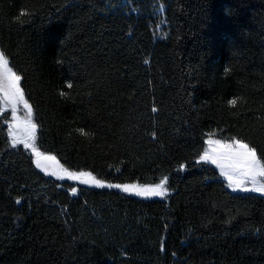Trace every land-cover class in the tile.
I'll use <instances>...</instances> for the list:
<instances>
[{
  "label": "trees",
  "instance_id": "obj_1",
  "mask_svg": "<svg viewBox=\"0 0 264 264\" xmlns=\"http://www.w3.org/2000/svg\"><path fill=\"white\" fill-rule=\"evenodd\" d=\"M0 52L40 152L170 193L60 183L1 115L0 264H264V197L197 163L208 138L264 161V0H0Z\"/></svg>",
  "mask_w": 264,
  "mask_h": 264
},
{
  "label": "snow or ice",
  "instance_id": "obj_2",
  "mask_svg": "<svg viewBox=\"0 0 264 264\" xmlns=\"http://www.w3.org/2000/svg\"><path fill=\"white\" fill-rule=\"evenodd\" d=\"M3 63H5L4 54L0 52V64ZM19 80V76L12 74L10 71L7 72L3 79L0 80V90L3 91L5 102L12 106L14 119L18 105L23 103L28 107L29 119L24 126L23 132L13 136L11 145L15 148L17 144H23L24 148L27 149L33 144L35 139L36 125L31 123V108L27 105V101L24 100L23 91L19 87ZM68 87H72V85L69 83ZM61 94L63 95V93ZM231 103L235 105L236 101L232 100ZM155 110L153 109V111ZM10 135H12L11 131ZM207 143L210 147L200 156V160L216 165L220 169L221 175L228 181V186L233 191L240 190L243 192L258 193L264 196V161L258 157L256 148L250 147L248 144L239 140L235 141L233 145H222L221 141L211 139ZM221 147L227 148L228 151H221ZM32 152L36 157V167L45 172L46 175L55 176L58 180L64 179L66 174L70 180H78L82 185L91 184L96 188H116L124 192L135 189V194L138 196H159L163 198L167 194L165 188L167 177L154 186L140 187L138 185L110 184L97 179L91 172L82 171L76 173L68 172L67 169L57 170L46 162L54 160V157L44 156L34 146L32 147ZM71 191L72 195L75 196L77 190L72 188ZM17 203H20V201L18 200Z\"/></svg>",
  "mask_w": 264,
  "mask_h": 264
},
{
  "label": "rangeland",
  "instance_id": "obj_3",
  "mask_svg": "<svg viewBox=\"0 0 264 264\" xmlns=\"http://www.w3.org/2000/svg\"><path fill=\"white\" fill-rule=\"evenodd\" d=\"M156 35H161V34L160 33H156ZM4 60H5V63L0 64V80H2L3 77H4V75L7 72H9V71L12 74H14V72L12 71V69H11V67H10L9 62L7 61V59L4 58ZM19 87H20V85H19ZM24 100H25V98H24ZM27 105H28V103H27ZM1 115H7L9 117V121L6 123V125H7V131H8V137H9L10 145H12V138H13V136H15V135L23 132L24 126H25V124L27 123V121L29 119V117H28V107H26L23 103H21L20 105H18L17 111L15 113V119H14L13 118L14 114H13V111H12V106L10 104H7L5 102L3 91L0 90V116ZM30 119H31V123L35 125L34 120H33L32 110H31V117H30ZM10 131H11L12 135H10ZM36 133H37V128L35 129V139L33 141V144L29 148H27V150L32 155L34 162H35L36 157L33 155L32 147L34 146L38 150V148L36 146ZM210 139L211 140H217V139H214V138H208L205 141V149H204V151L210 147V145L207 143V141L210 140ZM219 141H221V140H219ZM221 142H222V145H233L235 143V140L234 141H229V142H225V141H221ZM17 146L24 147L23 144H17ZM220 150L221 151H228V149L227 148H224V147H221ZM204 151L201 154V156L204 154ZM40 153H42V152H40ZM42 154L44 156L54 157L52 155H48V154H44V153H42ZM46 162L49 163L50 165H52L57 170L66 169V168H64L58 162V160L56 158L54 160L46 161ZM197 163H205V162L202 161V160H200V157H199L198 160H197ZM205 164H208V165H210V166H212V167H214L216 169V171L218 172L221 180L224 181V183L226 185V188H227V190L230 193H232V194H251V195H257V196L264 197V196H262V195H260L258 193L243 192V191H240V190L233 191V189L228 186V181L221 175L220 169L217 168L216 165L211 164V163H205ZM41 172H43V171H41ZM68 172H75V171L68 170ZM43 173L45 174V172H43ZM76 173H79V172H76ZM49 176H51V175H49ZM52 177H54L56 179L55 176H52ZM56 180L58 182H60V183L67 182V183H70V184L82 186V187L89 188V189H95V190H112V191H115L117 193H120V194L129 196V197H132V198H135V199H139V200H148V201H150V200H162V201H164L167 198V196L170 194L168 192L167 188H166V184H165V188L167 190V194L162 198V197H159V196H144V195L138 196V195L135 194V189H132L129 192H124V191H122L120 189H116V188H111V189H109V188H96V187L92 186L91 184H89V185H82V184L79 183L78 180H70V179H68L66 174H65V178L64 179H62V180L56 179ZM106 183H108V182H106ZM159 183H157V184H159ZM110 184H115V183H110ZM121 185H125V184H121ZM126 185H138L140 187H145V186H154L156 184H154V185H141V184H138V183H129V184H126ZM249 187H251V185H249ZM70 194H71L72 197H76L77 194H78V192L76 191V195L75 196L72 195V191L70 192Z\"/></svg>",
  "mask_w": 264,
  "mask_h": 264
}]
</instances>
